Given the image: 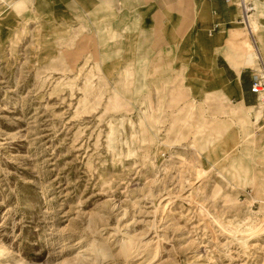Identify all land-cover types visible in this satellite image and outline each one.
I'll use <instances>...</instances> for the list:
<instances>
[{
    "label": "rangeland",
    "instance_id": "rangeland-1",
    "mask_svg": "<svg viewBox=\"0 0 264 264\" xmlns=\"http://www.w3.org/2000/svg\"><path fill=\"white\" fill-rule=\"evenodd\" d=\"M11 1L0 0V264H94L92 238L101 264H264V119L228 114L236 97L200 71L193 0H38V18L35 0ZM226 4L205 30L227 26L246 47ZM259 21L260 60L251 46L240 79L252 104L264 10Z\"/></svg>",
    "mask_w": 264,
    "mask_h": 264
},
{
    "label": "crops",
    "instance_id": "crops-1",
    "mask_svg": "<svg viewBox=\"0 0 264 264\" xmlns=\"http://www.w3.org/2000/svg\"><path fill=\"white\" fill-rule=\"evenodd\" d=\"M155 1L157 2H155L157 5L165 6L166 3L170 4L172 0ZM228 1L229 0H193L196 17L193 25L195 29L193 41L195 45V53L197 57L200 58L201 62L198 65L200 66V71H202V67H205L210 72V86L218 91L220 95L227 98L230 96L236 97L237 101L236 103H232L227 111L228 114H230L229 111L231 109L244 108L249 110L254 109L256 111L258 107L257 100H259V96H256V103L252 104L253 96L247 90V86L244 84V82L241 83L240 80L242 76L241 71L243 68L249 67V65L245 64V59L247 50H250L252 46L251 40L249 39V44L247 43L246 47L245 44L242 47L240 44V39L233 40V35H231L230 28L227 26L220 31L213 30V32H206L205 30V27L213 28L219 24H222V21H225L224 10ZM11 2L20 4L21 0H12ZM233 4H235V0H233ZM233 4L229 6L231 13L228 24L240 23L238 15L239 12L237 13ZM33 5V11H35L33 16L38 18L43 13L41 10H38L40 5L39 1L35 0ZM243 37H245V35H243ZM218 55L222 56L229 68L234 72V78L228 79L225 77L223 75V68L216 65V57ZM252 75L254 76V74ZM228 100L232 102L230 98H228ZM262 113V119H264V105L262 108ZM252 122L253 121H250L251 124ZM258 128L260 129L261 127L258 126Z\"/></svg>",
    "mask_w": 264,
    "mask_h": 264
},
{
    "label": "bare ground",
    "instance_id": "bare-ground-1",
    "mask_svg": "<svg viewBox=\"0 0 264 264\" xmlns=\"http://www.w3.org/2000/svg\"><path fill=\"white\" fill-rule=\"evenodd\" d=\"M248 2H251V4H252L251 9L252 10L254 9V11H255L251 15H248V13H247V11L249 10V8H247ZM237 3H238V8H239V15H240L239 21L246 28L247 35L250 38L252 37L250 39L251 43H252V49H253L254 52L256 51L258 53V59H259L260 58V56H259V49L260 48H259V44H258V41L256 39V36H255L254 32L256 33V35H258L257 36L258 40L262 41V37H261L262 34H260L261 25H260V21L259 20L261 19V17H263L264 0H254L253 2L251 0H237ZM253 4H254V6H253ZM259 67H260V71H259V74H257V75L264 76V68L261 67L260 64H259ZM257 75H255V76H257ZM257 96H259V100H257L258 107H257L256 111L254 110V119H255L254 122L256 124L258 123V121L260 119L263 118L262 108H263V105H264V93H259ZM124 238L126 239V237H124ZM90 242H91V247H92L91 251H93V257H95V258H93V262H94V264H101V262H99V261L97 262L96 259H97V257L103 258V257L107 256L106 255L107 254L106 253V248L101 242L97 241L95 238H92ZM122 243H123L124 247H126V248L129 245H132V244L135 245L136 248H139L140 244H142L135 237H127V239L125 241L122 240ZM122 243H121V245H122ZM145 243L147 244V242L144 241L143 244H145ZM124 247L122 246V248H124ZM159 249H160L159 245H156L154 247V251L152 250L153 251L152 259L155 258L158 255V250ZM102 260H104V258Z\"/></svg>",
    "mask_w": 264,
    "mask_h": 264
},
{
    "label": "built area",
    "instance_id": "built-area-1",
    "mask_svg": "<svg viewBox=\"0 0 264 264\" xmlns=\"http://www.w3.org/2000/svg\"><path fill=\"white\" fill-rule=\"evenodd\" d=\"M249 90L255 95L264 93V76L257 75L253 77L250 82Z\"/></svg>",
    "mask_w": 264,
    "mask_h": 264
},
{
    "label": "trees",
    "instance_id": "trees-1",
    "mask_svg": "<svg viewBox=\"0 0 264 264\" xmlns=\"http://www.w3.org/2000/svg\"><path fill=\"white\" fill-rule=\"evenodd\" d=\"M243 87H244V85H243Z\"/></svg>",
    "mask_w": 264,
    "mask_h": 264
}]
</instances>
